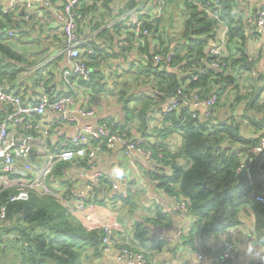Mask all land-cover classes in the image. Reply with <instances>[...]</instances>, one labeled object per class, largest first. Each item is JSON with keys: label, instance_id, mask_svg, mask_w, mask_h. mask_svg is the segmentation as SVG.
<instances>
[{"label": "trees", "instance_id": "obj_1", "mask_svg": "<svg viewBox=\"0 0 264 264\" xmlns=\"http://www.w3.org/2000/svg\"><path fill=\"white\" fill-rule=\"evenodd\" d=\"M168 1L165 0L164 11L169 7ZM232 1L221 0L220 18L228 28L229 47L227 65L222 71L215 72L204 65L208 55V41H214L216 38L218 22L207 19L205 14L199 13L193 6L185 5L184 9L189 17L184 21L179 37L165 42L163 36L166 39L169 37L164 33L158 39V44L163 50L169 49L170 44L173 45L175 56L171 69L155 70L151 79L145 77L147 84H151V94L143 87L135 92L133 86L122 83L126 89L121 88L120 98L123 100L127 117H135L139 122L140 135L155 139L156 143L152 147L160 149L163 154L161 168L169 170L168 173L149 171V177L170 197L176 196L186 201L192 216V227L187 237L182 239L192 244L195 237H220L228 229L240 224L239 214L244 210L252 217L256 241L264 250V202H257L249 195L255 193L264 198V159L258 154L248 152L257 145L259 138H264V102H258V95L264 89L259 86V82L264 76L252 71L255 68L254 62L250 60L246 50L248 28L241 18L235 20L231 15L235 7L232 6ZM137 3V0H81L76 10L85 17L84 22L92 13H95V17L94 23H84L80 32L87 33L101 28L112 17L128 11ZM0 16V83L5 91L19 95L24 103L28 92L26 88L23 93L18 91L21 85L17 83L18 77L27 67L44 59L42 55L45 56L48 50L40 54L39 59V55L31 57L28 48L22 47L25 45L23 42L19 43L8 36L9 31L23 34L22 26H25L26 22L17 20L12 12L0 11ZM99 34L111 40L107 46L111 51L110 55L118 57L123 54L113 49L118 38L114 29H103ZM94 49L95 56L90 63L93 73L88 86L101 91L105 89V84L100 83L103 73L98 68L97 60L104 50L98 45H95ZM230 50L235 53L232 54ZM131 67L134 65L131 64ZM196 70L198 79L191 80L187 88L200 89L202 96L215 92L218 96L216 109L229 108V116L220 118L216 115V110L207 120L193 119L190 110L184 108L164 116L161 125L154 126L151 132L147 133V120L155 110V103L167 97L187 79L190 80L194 73L197 74ZM140 73L142 72L139 70L135 73L137 77L134 82L140 78ZM49 75L53 78V75ZM32 77L33 82L37 83L43 78V74L38 71ZM141 80L142 78L138 82ZM138 82L136 86H139ZM45 85L49 89L48 83ZM16 87L18 89H15ZM241 88H245V92L249 93V100L243 112L238 113L239 110L235 111V108L247 96V93L240 95ZM127 90L130 92L125 96ZM226 91L233 93L230 100L223 99ZM119 125L130 135L123 124ZM173 136L179 137L180 143L174 152H170L167 149L168 140ZM244 153L246 158L241 165L239 155ZM59 166L60 164L56 165L55 172ZM240 166L242 169L237 173L236 170ZM106 181L104 180L102 186L108 185ZM107 187L111 189L110 185ZM13 193L14 189L0 191V206L6 204L8 218V224L1 233L5 236L2 243L6 241L15 244L20 264H81V258L88 247L94 249L93 254L96 257L99 256V232L87 231L77 217L66 216L53 198L32 194L27 201L9 203V196ZM120 193H115L112 202L121 198ZM152 213L153 218L148 220L152 225L166 220L160 208L156 207ZM148 229L144 223L135 224L136 240L142 244L146 242ZM255 264H264V257Z\"/></svg>", "mask_w": 264, "mask_h": 264}, {"label": "built area", "instance_id": "obj_2", "mask_svg": "<svg viewBox=\"0 0 264 264\" xmlns=\"http://www.w3.org/2000/svg\"><path fill=\"white\" fill-rule=\"evenodd\" d=\"M80 1L16 0L1 11L13 12V16L16 14L14 17L22 22H29L37 12L46 11L54 16L62 40L57 54L67 60L60 77L70 91L62 94L55 84L50 86L51 83L47 89L45 84L50 75H44L35 83V93L34 86L30 90L26 88L28 96L25 99L32 100V95L35 94L32 103L26 100L22 103L19 95L5 91L0 83V191L14 189V193L9 196V203L27 201L32 194L53 198L66 216L77 217L87 231H98L102 252L111 253L115 247L114 235L121 230L116 222H105L95 209L93 197L107 178L104 172L97 169L98 155L120 147L126 160H132L137 155L149 164L151 170H157L162 167L163 154L160 149L152 147L156 143L154 138L142 137L140 134L127 135L117 121L101 120L95 124L78 125L79 120L96 115L89 104L94 92L88 86L93 73L90 63L95 56L94 37L103 29H114L118 35L115 51L127 52L129 55L130 51L135 52L136 58L132 61L134 68L142 72L140 77L144 79H151L155 70L169 71L175 54L172 44L166 50L158 44L159 37L170 31L162 23L165 0H137L138 3L133 8L112 17L101 28L87 33L80 30L84 23H94L95 13L89 15L84 22L85 17L76 10ZM183 1L199 13L205 14L207 19L218 22L217 42L208 47L204 65L215 72L222 71L227 65L225 47L228 28L220 18L221 0ZM188 17L189 14L186 19ZM248 23L253 40H259L264 34V5ZM8 36L18 40L21 34L18 31H9ZM46 59L27 67L20 75V80L43 70L54 56ZM195 72L197 74L194 73L190 80L187 79L167 95L166 101L157 112L161 118L184 108L190 110L193 119L207 120L215 114L218 101L215 92L202 96L200 89L187 88L191 80L198 79V71ZM47 112L54 113L55 117L47 119ZM67 126L73 127L71 133L63 130ZM52 134L57 138L54 139ZM248 152L258 154L264 159V138H259L257 145ZM239 156L242 165L245 162V153ZM57 164L60 166L55 172ZM72 169H78L74 179H85L84 190L80 191L69 178L68 174ZM241 169L242 166L238 167L237 173ZM110 186L112 191L121 192V198L116 200V204H121V200L127 198V187L119 189L116 182H111ZM249 195L257 202H264L262 195ZM171 198V210L191 220L186 201L176 196ZM7 224V206L3 204L0 206V244L5 239L1 230ZM147 232L148 236L155 237L164 246L172 241L163 235L153 234L151 228ZM180 238L181 232H178L175 240ZM195 255L198 264H229L236 259L237 249L232 240L225 239L216 255L208 256L200 248L196 249ZM115 260L121 264H150L143 248L128 243L120 245L115 253Z\"/></svg>", "mask_w": 264, "mask_h": 264}, {"label": "crops", "instance_id": "obj_3", "mask_svg": "<svg viewBox=\"0 0 264 264\" xmlns=\"http://www.w3.org/2000/svg\"><path fill=\"white\" fill-rule=\"evenodd\" d=\"M12 1L16 0H0V11L8 8ZM59 1L60 0H56L55 2ZM140 1L144 0H138V2ZM168 4L169 5L167 6H174L181 11L182 25L180 28H183V23L187 17V12L184 9L186 4L183 0H169ZM263 5L264 0H233L232 6L235 7L231 12V15H233L235 20L241 18L248 28L246 29V50L250 60L254 62L255 68H253L252 71L256 70L261 75L264 74V34L259 38V40L254 41L252 33H250L248 21L253 18L256 11ZM168 8L166 7V10H168ZM173 14L171 16V12L169 11H166V14H164L163 9L164 22L162 23L167 25L170 29L167 34L169 38L164 40L166 42L179 36V34L176 36L173 35V30H171L175 25L174 20L176 21ZM165 15H167V18H165ZM14 16L16 17V14ZM35 20L39 23L41 22L42 25H32ZM34 22L32 24L26 22L25 26H22L24 33L21 34L20 39L15 41H18L19 43L23 42L25 45L28 44V46H30L28 49L30 56L33 57L39 55L38 59L40 54H44L46 50H48L46 53L47 55L45 54L46 57L42 55L44 59H41L40 62H43L49 56H54V59L47 63L41 72L43 76L49 75V73L53 75V78L50 77V80L48 79L47 83H51L50 86L55 84L57 89L64 94L65 92L70 91V88L65 85L63 79L60 77V73L67 60L63 56L57 54L58 50L61 48L60 46L62 40L61 35L56 28L55 18L49 12H37L34 14ZM99 33L97 34L99 36L96 35L94 37V47L95 45H98L104 50L99 56L97 62L99 65L98 68L103 73V78L100 80V83L105 84V89L101 91L93 89L94 94H91L89 104L94 108L96 115L93 118L79 120L78 125L84 123L95 124L101 120H114L117 121L118 124H123V126L129 130L128 132L130 135L132 134L138 136L141 134L138 130L139 122L135 119V117L133 119L127 117V111L125 112L126 109L124 108L123 100L120 98L121 88L123 87L126 89L125 85L122 83H127L131 87L133 86L135 92L142 90L141 87H143V85H133L134 79L137 77L135 73H138V71H136L134 67H131V64H133L132 61H135L136 54L135 52L130 51V55L127 52L120 54L118 57L110 55L111 51H109L107 46L108 43H111V40H108L106 38L107 36H103ZM163 38H165V36H163ZM213 40L214 41H208V47L213 46L215 42H217L216 38ZM226 48V54L229 55V47L227 46V43ZM230 51L232 54L235 53L233 50ZM47 60L48 59H46V61ZM116 68H118V71H125L124 74L116 76L118 73L115 70ZM17 83L21 84L18 90L20 93H23L25 88L30 90L33 86L35 87L34 93L36 92V84L33 82L32 76H26L21 80L19 76ZM259 85H261L260 82ZM137 87L139 88L136 89ZM151 88L152 87L150 86L143 87V89L148 90L146 92L150 94L152 91ZM15 89L18 88L16 87ZM129 92L127 90L125 96H128ZM34 93L32 95V100L35 99ZM114 94H118L119 98L110 97V95ZM25 100L28 103H32V100ZM165 101L166 97L159 102H156L155 99V104L157 105L153 107L155 110L150 114L149 120H147V133H150L151 129L154 128L155 125H161L162 118L157 112ZM45 117L50 119L55 117V114L47 112ZM63 130L71 133L73 131V127L67 126ZM52 137L54 139L57 138L55 134H52ZM168 143L169 146L167 149L170 152H174L180 143V138L177 136L170 137ZM149 167V164H147L142 157L137 155L133 156L132 160H126L122 156L120 147H116L111 151H103L98 155L97 169L104 172L106 175V183L110 185L111 182H116L120 187L119 189L122 190L124 187H127L128 195L127 198L118 205L116 204V201L112 202L111 200L117 191H112L106 184L97 190L93 197L96 211L105 222H116L121 231H117L114 235L115 247L111 253H104L101 249V253L96 257L93 254L94 249L88 247L87 251H85L81 258V264H121L115 260V253L120 245L125 243L143 248L144 255L150 264H198L195 255L197 248L204 250L208 256H214L221 250L222 241L225 239L232 240L237 249L236 259L229 264H255L262 260L264 257V250L256 241L252 217L244 210H242L239 214L240 224L228 229L220 237H195L192 244L186 243L182 238H186L189 234L192 222L189 218L181 217L179 214L171 210L173 199L158 187L156 181L149 177L148 173L149 171H152ZM77 170L78 169L70 170L68 176L73 184L80 191H82L85 189V179L78 181L74 179L77 174ZM160 171L169 172L167 168L161 167L155 170V172ZM156 207L161 209L162 213L166 216V220H162L161 223H157V225L154 226L151 224L152 222H148V220L153 218L152 211H154ZM137 223H144V225L152 229L153 234L163 235L172 241L169 242L167 246H162V243L157 241L155 237L147 236V241L143 244L140 243L134 236L135 224ZM178 232H181V238L180 240H175V236ZM239 239H241V242L244 243L240 250H238L237 247V241ZM255 241L256 244L253 243ZM5 246L6 248L8 247V245H5L4 242L2 244L0 254L6 250ZM19 262L20 261L18 260L17 264H20Z\"/></svg>", "mask_w": 264, "mask_h": 264}, {"label": "rangeland", "instance_id": "obj_4", "mask_svg": "<svg viewBox=\"0 0 264 264\" xmlns=\"http://www.w3.org/2000/svg\"><path fill=\"white\" fill-rule=\"evenodd\" d=\"M166 10V9H165ZM166 11H169V12H171L172 14H173V12H174V16H175V18H176V21L174 20V27L171 29V30H173V35H178L179 34V31L182 29V28H180V26L182 25L181 23H182V17H181V11L179 10V9H177V8H175L174 6H170L169 8H168V10H166ZM166 11H164V14H166ZM165 18H167V15H165ZM34 22V17L33 18H31V20L29 21V23L30 24H32ZM35 24H38V25H42V23L40 22H38L37 20H35V22H34V24H32V25H35ZM177 37H179V36H177ZM176 37V38H177ZM23 48H30V46H28V44H26L25 46H22ZM127 68V67H126ZM126 68H125V70H126ZM118 68H116L115 70H116V72H118L117 74H116V76H121V75H123L124 74V72L125 71H118L117 70ZM114 70V71H115ZM256 71V70H255ZM257 72V71H256ZM110 75H111V73H110ZM113 76V75H112ZM263 76H264V74H263ZM114 77V76H113ZM132 77H134V76H132ZM132 77H130V78H132ZM254 77H256V74H254ZM129 78V79H130ZM141 78V77H140ZM140 78H138V79H136V81L138 82V80L140 79ZM241 79V77L239 78V80ZM121 82V81H120ZM137 82H133V85L135 86L136 84H137ZM122 83V82H121ZM138 83H140L139 85H143V87H147V86H149V85H151L150 83L149 84H147L148 83V81H147V79H144V78H142V80L141 81H139ZM239 84H241L240 83V81H239ZM260 84L261 85H259V86H262L263 88H264V79H261L260 80ZM130 91V90H129ZM128 91V92H129ZM246 91V89L245 88H241V90H240V95H243V94H246L247 92H245ZM250 91V90H249ZM248 91V92H249ZM263 91V93L260 91V93H259V95H258V102H264V89L262 90ZM245 92V93H244ZM232 95H233V93H231V92H229V93H227V91L225 92V94H224V97H223V99L224 98H226V99H231L232 98ZM110 97H116V98H119V95L118 94H114V95H110ZM248 97H249V93H247V96L245 97V98H243L242 99V101L240 102V103H242V105L239 103L238 105H237V107L235 108V111L236 110H239V112L238 113H242L243 112V108H244V106H245V104H247V102H248ZM217 111H216V115L217 116H219L220 118L222 117V118H226L227 116H229V113H230V109L229 108H219V109H216ZM241 120V119H240ZM7 245H8V247L6 248V250L4 251V252H2L1 254H0V264H17L18 263V257L16 256L17 255V252H16V248H15V244L14 243H7L6 241H4ZM2 244L3 243H1L0 244V246L2 247ZM244 245V243H242L241 242V239H239L238 241H237V247H238V250H240L241 248H242V246ZM0 252H1V249H0ZM248 252V251H247ZM240 254V253H239ZM84 263V262H83Z\"/></svg>", "mask_w": 264, "mask_h": 264}, {"label": "water", "instance_id": "obj_5", "mask_svg": "<svg viewBox=\"0 0 264 264\" xmlns=\"http://www.w3.org/2000/svg\"><path fill=\"white\" fill-rule=\"evenodd\" d=\"M263 195H264V192L262 193ZM254 244H256V241L255 242H253Z\"/></svg>", "mask_w": 264, "mask_h": 264}]
</instances>
